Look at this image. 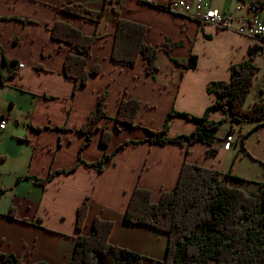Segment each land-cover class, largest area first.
<instances>
[{"label":"crops","instance_id":"1","mask_svg":"<svg viewBox=\"0 0 264 264\" xmlns=\"http://www.w3.org/2000/svg\"><path fill=\"white\" fill-rule=\"evenodd\" d=\"M170 1L0 0V115L8 121L6 129L0 131V255L15 257L22 264H66L72 259L78 236L90 235L92 221L99 217L113 222L109 236L112 244L143 255L147 258L144 264L164 260L169 235L126 222L132 192L136 188L150 189L152 202L158 203L163 192L177 185L185 162L224 172V161L233 148L225 147V139L218 146L216 140L212 144L215 156L207 155L209 145L198 142L189 147L143 142L117 151L127 140L145 139L147 128H163L172 110L204 115L215 101V95L206 87L212 81L229 80L231 66L249 61L250 49L254 48L252 62L257 66L264 55L263 38L173 13L168 9ZM203 1L234 20H264V8L254 10V0ZM71 2L104 10L102 20L95 23L66 13L63 8ZM121 18L148 26L144 41L160 48L155 74L146 71L142 58L133 66L112 59L117 21ZM57 21L69 22L85 34L99 37L87 68L97 67L100 71L77 89L75 80L64 72L67 55L76 49L61 46L51 37ZM167 40L173 44L169 51L164 48ZM229 48L235 53L223 57ZM190 54L197 56L195 68L185 69L174 61L187 59ZM12 71L16 76L10 77ZM103 93L107 118L101 120L92 143L83 146L85 136L78 128L96 109ZM250 96L253 98L248 107L264 100V80L255 81ZM132 97L141 101L137 117L140 127L124 126L114 132L108 147L101 146L102 129L114 128L113 118L121 99ZM210 118L229 123V115L221 111H213ZM192 123L173 117L168 134H188L197 127ZM232 129L234 125L228 132ZM253 131H258L259 142L264 145V124L254 122L249 133ZM257 149V145L249 147L248 154L264 164V150L259 154ZM106 154L113 157L105 169L89 166ZM73 167L75 170L70 172L54 173L46 186L34 181ZM245 174L238 170L235 175L243 179L251 176ZM252 178L247 179L251 182L232 178L229 183H255L258 190L250 194L259 195V183H264V178ZM87 197L91 205L86 224L79 231L77 209ZM10 208L15 210V218L6 214ZM0 264L8 262L0 257Z\"/></svg>","mask_w":264,"mask_h":264},{"label":"trees","instance_id":"2","mask_svg":"<svg viewBox=\"0 0 264 264\" xmlns=\"http://www.w3.org/2000/svg\"><path fill=\"white\" fill-rule=\"evenodd\" d=\"M256 8H264V0H254ZM166 8V7H165ZM72 16L99 23L104 10L95 11L78 2H71L63 8ZM0 18H2L0 16ZM3 19V18H2ZM148 26L125 20L117 21L112 59L133 66L139 59L147 64L146 71L155 74L159 66L157 55L160 48L144 41ZM222 29V28H219ZM51 37L60 45H69L76 49L67 55L64 65L65 75L74 79L76 89L86 85L91 75L97 74L99 68H87L92 48L99 40L97 35H87L69 22L57 21L51 28ZM173 44L166 41L164 48L169 51ZM250 60L235 63L231 66L229 80L212 81L206 90L215 95V101L199 116L189 112L172 110L163 128H147V137L143 140H127L117 147V151L130 144L143 142L152 145L177 143L189 147L198 142L209 145L208 156H215L211 148L217 139V132L225 120L211 119V113L221 111L229 115L231 126L247 122L264 124V100L256 101L246 108L258 66L252 62L254 48L250 49ZM176 63L192 69L197 67V56L190 54L187 59H175ZM16 76L12 71L10 77ZM106 94L98 97L96 109L90 112L86 121L78 128L85 136L83 146L92 143L94 133L100 128V122L107 118ZM141 101L138 98H124L119 103L118 113L114 116V128L102 129L100 145L108 147L115 131L124 126L139 128L137 117ZM180 117L196 123L197 127L188 134L170 136V120ZM40 130V127H36ZM60 129V128H59ZM248 134V133H247ZM246 135L242 136L244 146ZM113 154L89 164L97 170L105 169ZM75 170L54 171L48 177L35 178L34 181L46 186L54 173H66ZM30 179V177H27ZM232 178L251 182L231 173L203 167L197 163L185 162L177 185L171 191L163 192L158 203L152 202L150 189L136 188L126 209V222L133 225H146L164 231L169 235L167 254L164 260H150L151 264H264V183H259V195H253L241 188L230 185ZM90 202L88 197L77 209L76 228L82 231L87 220ZM15 218V210L6 213ZM90 235L78 236L72 259L66 264H97L98 254H108L110 264H144L147 259L130 249L119 247L109 241L113 229L111 220L96 217L91 224ZM8 264H22L15 257L0 255ZM49 264V263H36Z\"/></svg>","mask_w":264,"mask_h":264},{"label":"rangeland","instance_id":"3","mask_svg":"<svg viewBox=\"0 0 264 264\" xmlns=\"http://www.w3.org/2000/svg\"><path fill=\"white\" fill-rule=\"evenodd\" d=\"M235 53V50L229 48L228 50H224V55H230V54ZM259 69L256 72L255 80H254V85L255 81H263L264 80V55L262 54L261 57L259 58ZM254 87V86H253ZM252 87V88H253ZM252 90V89H251ZM252 96L248 97L247 102L245 103V107L248 108L249 102L252 100ZM190 124H193L192 122L188 121ZM244 125V127H243ZM246 126V130H244ZM254 126V122H247V123H242V124H235L234 129L235 133H233L234 137V144L232 151L230 152L229 155H227L226 160L224 161V168H223V173H231L235 175L238 170H241L243 173H247L248 175L251 176H245L247 179H250V177L253 180H263L264 178V164L259 163V161H256L253 159V156H250L248 154V149L249 147L257 145L259 154H263L264 150V145L262 142H259V133L258 131H253L249 133ZM231 129V126L229 125L228 121L225 120L217 132V139H216V144L218 146L219 142H223L222 139H225L226 134L228 130ZM248 133V134H247ZM246 135L245 138V148L242 146V136ZM217 162V161H215ZM249 164H254L253 169L251 168L250 170L248 169L251 165ZM253 170V171H252ZM251 171V172H250ZM253 173V174H252ZM245 174V175H247ZM259 178V179H258ZM246 179V180H247ZM232 186H236L238 188H241L243 191L247 193H254L258 190V186L255 183H246V182H238V181H231Z\"/></svg>","mask_w":264,"mask_h":264},{"label":"built area","instance_id":"4","mask_svg":"<svg viewBox=\"0 0 264 264\" xmlns=\"http://www.w3.org/2000/svg\"><path fill=\"white\" fill-rule=\"evenodd\" d=\"M168 9L173 13L186 14L204 24H213L218 28L233 29L237 33L251 38L264 39V20H248L247 18L234 20L232 17L225 16L217 7H212L203 0L196 2L190 0H171ZM253 9L258 10L256 6H253ZM23 66V64H19V67ZM7 125V119L0 115V131L5 130ZM233 133H235L234 129L226 134L224 144L227 149L233 145Z\"/></svg>","mask_w":264,"mask_h":264},{"label":"water","instance_id":"5","mask_svg":"<svg viewBox=\"0 0 264 264\" xmlns=\"http://www.w3.org/2000/svg\"><path fill=\"white\" fill-rule=\"evenodd\" d=\"M97 264H110V259L108 254H98Z\"/></svg>","mask_w":264,"mask_h":264}]
</instances>
